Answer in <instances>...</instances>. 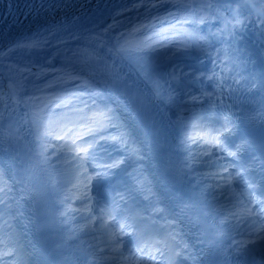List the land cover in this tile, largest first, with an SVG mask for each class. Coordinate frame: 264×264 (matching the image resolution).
<instances>
[{"label":"bare ground","instance_id":"6f19581e","mask_svg":"<svg viewBox=\"0 0 264 264\" xmlns=\"http://www.w3.org/2000/svg\"><path fill=\"white\" fill-rule=\"evenodd\" d=\"M200 3L201 0H108L83 12L75 13L58 24L41 27L0 46V51H4L13 46L14 42L27 43L32 40L40 42L36 48H22L7 58L0 57V97L6 90L11 92L9 89V83L11 82L16 85V98L21 101L28 100V106L20 103L18 107L41 167L55 190L63 213H66L65 219L72 234L75 233L76 227L81 222L96 219V217L94 218L96 212L94 194L103 182H110L123 188L124 191L121 194L124 198L126 195H131L132 198L146 199L149 208H152L155 203L149 195L145 197L143 193L134 190L136 180L133 176V170L126 165L111 169L108 178L103 182L97 183L93 180L91 183H87V176L94 175L92 170L95 165H100L98 163L100 159H108L112 162L119 160L125 149L120 144L113 143L110 140L100 142L94 152L95 159H89L83 167H80V161L74 159V157H77L76 153L70 150L62 153L54 152V146L49 142L47 143L40 129V124L37 120L35 123L33 122V114L36 113V100L58 95L57 93H62L64 89L68 88L66 83H77L79 80L80 84L87 90H96L100 86V80L95 78L87 68L81 66V63L88 61V54L92 52L93 48L101 42L104 43L106 47L101 51V55L104 57L107 55V47L115 44V37L119 33L130 32L133 26L141 23L153 24L155 25L154 30L162 32V30L170 29L173 24H176V19L190 17L192 13L199 16L201 14L198 11ZM248 11L250 10L245 11V16L248 15ZM118 12L122 14L117 16ZM169 13L172 16H169ZM223 15L231 18V13L228 11H224ZM166 17L167 19H165ZM113 18L118 22L116 27L105 33L103 29L113 23ZM154 18H158L162 22H157V19ZM251 20L252 22L248 23L244 30L238 32L235 39L229 37L227 33L224 34L223 38L209 37L203 50L193 47L190 51L173 55L167 59L161 69L155 72L163 76V79H167L166 74L174 70L177 73H189V76L184 78L187 86L177 89L179 95L176 102L171 105L155 99L151 90L152 85L135 70L136 65L134 62L120 61L131 74L130 78L125 79L127 83L131 87L142 88L154 99L156 108L151 112L160 124H164L179 139L175 149L184 160L193 178L194 186L203 189L205 183L211 185V188L203 189V192L207 203L216 214L223 239L230 245L234 240L247 241L255 239L257 229L262 227L261 221L251 215L239 222L230 215V213L239 212L241 209L248 207H252L254 210L255 205L244 201L232 186L231 181L225 182L220 180L219 176L211 175L220 173L227 177L231 176L232 173V171H229V166L222 161V158L216 156L219 151L215 147L206 146L203 140H198L196 144H192L191 141L183 143L187 133L195 135L196 132L201 131L200 129L189 128L188 125L191 123L184 121L183 116L193 105L198 103L190 101L185 103L189 100V96H200L201 90L212 85L213 81H208L203 77L211 75L213 71L219 73L222 67L232 69L231 72L225 73L228 76L242 72L246 77L254 79L259 85L261 77L256 64L259 61L261 68L264 69V36L261 35L256 26L257 18L254 12ZM176 27L180 28L181 26L176 24ZM183 27L191 29L192 26L185 24ZM221 27H223V22L214 20L211 25H199L198 31L200 35L206 36L209 31L216 32ZM49 29L55 35H49ZM95 36H99L100 41H93L92 44H89L88 40ZM72 37H79L80 39L77 40ZM129 39L135 43L138 39H142V36L134 35ZM45 40L48 41L47 44L43 43ZM61 41L66 43H61ZM217 49H219V52ZM73 53H76V55L74 56ZM213 59L217 61L218 67H214ZM78 61L80 66L76 64ZM221 61L224 63H221ZM25 69H31V72L21 71ZM82 69L83 71H81ZM67 73H71L73 76L79 75L80 79L77 81L70 80L69 76L66 75ZM201 73L203 77L199 81L193 79ZM38 74L40 75L39 79L37 78ZM59 77H63V81L58 79ZM189 80L192 82L187 83ZM49 84L52 87H48ZM255 90L256 95L260 93L259 86ZM100 91L104 93L101 98L110 103L109 93H106L104 89ZM185 93H188V95H185ZM29 97L37 99L29 100ZM135 129L132 130V138L138 140L142 136ZM111 132L110 135H119L121 129L116 127ZM45 148H47L46 152L44 151ZM209 149H211L210 154L204 156L203 153L209 151ZM85 168L87 169L86 175L84 174ZM224 168L228 169L227 173L223 172ZM0 177L6 182L2 169H0ZM86 183L87 188H85ZM86 196L91 199H85ZM221 221L224 222L221 223ZM4 222L11 225V216L6 217L0 223ZM102 227L106 228L104 225ZM14 235L12 228L6 231V235H0V253L3 252L4 246L10 243L12 238L14 239ZM105 246L103 245L102 248H105ZM128 246L129 241H124L122 251L125 256H128ZM86 252L88 255H93V250L89 248L86 249ZM113 255L112 252H99L98 263L96 264H126L124 260H113ZM0 264L9 263L0 261Z\"/></svg>","mask_w":264,"mask_h":264},{"label":"snow or ice","instance_id":"6c2138e0","mask_svg":"<svg viewBox=\"0 0 264 264\" xmlns=\"http://www.w3.org/2000/svg\"><path fill=\"white\" fill-rule=\"evenodd\" d=\"M260 7H257V0H201L200 7L198 11L201 13L199 16L196 13H192L190 17H181L176 19V24L180 25V28L176 27V24H173L170 29H165L163 32L156 31L155 25L153 24H138L132 27L130 32L127 33H119L115 37V44L110 47H107V55L113 58V63L108 64L107 60L101 55V51L106 47L104 43H99L97 47L93 48L92 52L88 54V61L96 60L102 61L105 67V75L106 79L104 81L105 87L109 84L115 86L117 84L122 85L125 89H130L131 85L127 83V81L121 76L120 70L117 66V61L128 60L130 63H135L136 71L143 75L149 83L152 85V94L155 99L161 101L162 103L171 105L176 102L177 96L179 92L177 89H181L186 87L187 84L184 80L185 77L189 76V73L180 72L177 73L175 70L171 73H167V79H163V76L155 73L151 65H149L146 61V57L148 54L152 52H156L159 49H167L169 45L179 44L181 45L177 51H188L189 48L195 47L203 50L205 44L209 37L223 38L224 34L233 39L236 38L238 32L244 30L247 27L248 23H251V17L253 12L257 18V28L260 30L262 36H264V0H259ZM155 7V5H153ZM139 7V5H137ZM248 11V15L245 16V11ZM224 11H228L231 13V18L225 17L223 15ZM122 13H117V16ZM169 16H172L169 13ZM157 22H162L158 18ZM167 19V17L165 18ZM222 21L223 27L218 28L216 32L209 31L208 35H200L198 31L199 25L209 24L211 25L212 21ZM117 21L113 18V23L109 24L106 28L103 29L105 33H108L110 30L116 27ZM188 24L191 25V29L184 28L183 25ZM171 32L172 35L168 33ZM49 35H55L50 29L48 30ZM142 36V39H138L135 43L129 39L132 36ZM179 37V39H177ZM73 39L79 40V37H72ZM93 41H100L99 36L93 37L91 40H88L89 44H92ZM39 41L32 40L27 43H16L14 42L13 46L8 47L4 51H0V57L7 58L9 55L13 54L18 49L28 48L33 49L36 48L39 44ZM44 44H47L48 41H43ZM61 43H66L65 41H61ZM219 52V49H217ZM75 56L76 53H73ZM88 61H84L83 63L87 64ZM214 67H218L217 61L213 59L212 61ZM221 63H224L221 61ZM11 70V66H10ZM232 69L227 67L220 68V72L217 73L213 71V73L207 77H203L201 73L198 76H195L193 79L199 81L202 77L208 81H213L215 83L216 89L219 91V95L213 97V93L210 92H202L201 95L207 97L211 100V109H217L224 105V95L225 91L233 92L236 89L229 86L226 90L224 88L225 82L231 78L233 80V84L241 85L242 81L246 83H250V87L247 88L248 91L256 89L258 86L264 88V76L260 78L259 85L254 79L250 77H240V79H236L235 77H229L226 75V72H231ZM21 71L31 72V69H25ZM83 71V69L81 70ZM70 80L77 81L80 79L79 75L73 76L71 73H67ZM239 76V73L236 74ZM37 78H40V75H37ZM61 81H63V77H59ZM189 80L187 83H191ZM175 85V86H174ZM48 87H52L51 84ZM90 87V86H89ZM77 92L68 93L65 97H56V101L66 100L67 102L63 105L64 107H72L73 111H83L84 109H89L90 107H95L96 100H92L91 106L89 103L83 99L85 93L80 91V86L76 85ZM9 89L11 90V98L14 104L24 103L25 106H28V100H19L16 98V85L13 83H9ZM95 95L99 97H103L104 93L97 89L95 91ZM123 93L121 92L119 87H115L114 92L109 96V101L111 104H118L119 100ZM188 95V93H185ZM37 99L35 97H29V100ZM199 102V96H189V100L187 102ZM51 103V101H49ZM79 105H83V108H80ZM53 106H61L59 104H53ZM115 109L105 105L103 110H97L93 117L87 119V121L80 123V128L83 131L72 132V143L69 144L67 140L64 139L65 136L69 134L66 132L64 136L57 135V140H63L64 143L60 145V148L68 147L69 150H72L73 145H75V150L78 153H83V155H78L74 157V159H78L80 161V167H83L85 163L88 162L89 159H95V149L99 145L101 141H111L113 143L120 144L125 150H128L130 154L125 156L122 159L113 161L111 163L95 165L94 167L102 168L104 171H97L92 176H87V183H91L95 180L97 183L105 181L111 169L120 168L122 165H125L128 161L132 160H142L143 156L140 154L139 148L131 147V144L135 143L132 140V130L135 129L136 123L139 119V114L137 113L133 116L131 113L128 116V119L125 124L120 125L123 131L120 132L118 136H106L104 133L108 128H116L117 125L113 123L115 119ZM36 114H33V122H36ZM254 119V118H250ZM73 127H75V122L73 123ZM189 128L200 129L195 133V135L191 133H187L185 135L184 143L191 141L192 144H196L198 140H203L205 145H211V147H215L220 152H227L229 156L236 157L240 150L248 143L247 140H242L240 144L235 145V150H229L223 145L222 137L226 135H231L236 132V127L233 124L232 120L227 116L224 117V122L220 129H212V131H203L207 126L203 124H190ZM71 131V130H70ZM215 133L214 135L212 133ZM51 134V133H48ZM84 137H89L88 140H85ZM79 141V144L76 142ZM4 139L0 138V151H4L3 148ZM210 150L203 153L204 156L210 154ZM47 151V148L44 149ZM224 173L228 172L227 168L223 169ZM84 174H87V169H84ZM212 176H219L220 180L225 182L231 181V176H224L220 173L211 174ZM236 177L243 178V173L241 171H237L235 173ZM133 176L136 180L134 185V190L138 192H151V188L149 187V181L147 178L142 176V173H138L136 169H133ZM162 182L165 185L168 184H178L181 183L180 179L171 173H165L161 177ZM17 183H21V181H17ZM87 183L85 184V188H87ZM248 184L249 188H251V182L245 181ZM222 186V185H218ZM12 191L11 187H9L0 177V215H3L6 208H10L11 205L8 204V201L12 199L9 193ZM21 192L24 191L23 188L20 189ZM85 199H91L90 197H85ZM123 200L124 197L121 196ZM253 204L258 203V201L253 200ZM104 211V210H102ZM153 211L156 213H162L164 210L159 207H154ZM260 213H256L253 211L252 207H248L246 209H241L239 212L230 213L231 216L235 217L237 221L242 222L248 216L251 215H259ZM61 215H66V213H61ZM109 215L111 213L109 212ZM187 221V226L190 230L193 231V239L190 241L181 240L177 242V237L181 235L183 229L178 230V223L184 224ZM224 221H221L223 223ZM165 225L169 229L167 234L160 239H153L150 241H140L137 243L136 249H129V256H125L122 251V245L124 244L123 240L118 239L119 236H127L129 232L124 231L125 227L131 228V225L120 226V232L114 233L110 236V251L114 254L112 256L113 260H124L127 261L128 264H157L158 257L166 258L167 264H199V259L201 252L205 247L213 249V260L212 264H231V258L235 257H243L248 258L252 257L255 259V253L257 249L260 250V259L258 264H264V227L257 229L255 233V239H249L247 241H233L229 246V249H223L217 247L213 239L209 238L207 228L201 222V213L196 210L195 202H182L178 209H173L170 218L165 220ZM198 229V230H196ZM83 230V229H81ZM251 235V233H250ZM140 253V255H137ZM11 255L12 253H7ZM147 257V259H145Z\"/></svg>","mask_w":264,"mask_h":264},{"label":"rangeland","instance_id":"374dc122","mask_svg":"<svg viewBox=\"0 0 264 264\" xmlns=\"http://www.w3.org/2000/svg\"><path fill=\"white\" fill-rule=\"evenodd\" d=\"M261 5L259 4V0H257V7H260ZM169 35H172L171 32L168 33ZM177 39H179V37H177ZM181 45L179 44H172V45H169V47L167 49H159L158 51L156 52H152L150 54L147 55L146 57V61L149 65H151V68L154 72H157L158 70L161 69V67L165 64V62L167 61V59H169L171 56L173 55H176V54H180V53H184V51H177L178 48H180ZM188 51H190V49H188ZM77 66H80L79 64V61L78 63H76ZM82 66V65H81ZM260 80V79H259ZM100 82V86H98L96 89H102V86L104 85L102 81H99ZM66 85H68L66 89H64V91L62 93H57L58 95H51V96H48V97H43L39 100H36L37 104H36V107H35V110H36V117H37V122L41 124V114L42 112L44 111L45 108H52V107H55L57 108L56 109V113L59 114V113H63L68 107H64L63 105L67 102L66 100H62V101H56V97H65L66 94L68 93H74V92H77V88H76V85H79L80 86V91H83L84 93H87L89 92L83 85L80 84V80L77 82V83H66ZM105 88V86H103ZM109 91V90H108ZM113 93V92H112ZM111 94L109 93V96ZM17 97V95H16ZM89 98V96H84L83 99L84 100H89V105L92 104V100L95 99L97 100V98L91 96L90 99H87ZM49 101H51V103H49ZM53 104H59L61 106H53ZM108 106L112 107L115 109V112H116V119H118V117H120L118 111H117V108H116V104H111V103H108ZM64 121L61 120L59 124L62 125ZM123 124V123H122ZM164 125V124H163ZM41 129V127H40ZM41 131L43 132V130L41 129ZM139 132H141V135L142 137H146V134L144 133V131H142V129L140 128L139 129ZM45 135V134H44ZM43 135V136H44ZM59 149L60 148H56L54 147V152H59ZM62 153V152H60ZM141 164L144 163V160H135V162H133L132 160L128 161L125 165L127 167H130L132 169H136L137 171H139L140 173L143 174V177H145V172H144V168L141 166L139 167L138 164ZM146 178V177H145ZM6 183V182H5ZM203 189H209L211 188V185L209 183H205ZM148 194L150 192L146 191ZM9 203V201H8ZM7 215H9V208H6L3 215H0V222L2 220H4ZM90 221H83L81 222L77 227H76V230H75V233L76 234V237L86 246V248H89L90 250H93V255H91V261L96 264L98 263V253L99 252H111L110 251V236L112 235L111 232H104L102 230H99V229H93L91 225H89ZM12 227V226H11ZM10 225H8L7 222H4V223H0V235H6V231L10 230ZM83 229V230H81ZM103 245H106L105 248H102ZM11 249H14L13 248V240L6 244V247H5V250L8 251V250H11ZM8 257H10V260H12L13 262H15L16 259L14 258H11L13 257V254L8 255Z\"/></svg>","mask_w":264,"mask_h":264},{"label":"trees","instance_id":"16d2710c","mask_svg":"<svg viewBox=\"0 0 264 264\" xmlns=\"http://www.w3.org/2000/svg\"><path fill=\"white\" fill-rule=\"evenodd\" d=\"M79 107L80 108H83V105H79ZM53 108L54 107H52V108H45L44 111L41 114V118L40 119H41L42 123L44 125H46V126H49L51 122H54L57 119H59V117L54 113ZM96 109L97 110L98 109L101 110L100 109V105H99L98 102L96 103ZM90 113L91 112L89 111V109H84L83 111H73L71 106H69L67 108V111H66V114L67 115H74L76 117H80L82 115H89V117H93V114L95 112H92L91 114Z\"/></svg>","mask_w":264,"mask_h":264},{"label":"water","instance_id":"95a60500","mask_svg":"<svg viewBox=\"0 0 264 264\" xmlns=\"http://www.w3.org/2000/svg\"><path fill=\"white\" fill-rule=\"evenodd\" d=\"M126 78H127V75H125V79H126ZM96 90H97V89H96ZM96 90H92L91 92L95 94V91H96ZM1 98H2V99L4 98L3 95L0 97V100H2ZM100 98H101V97H100ZM9 106H10V105L7 104L6 106H4V107L2 108V109L4 110V112H8V110H9Z\"/></svg>","mask_w":264,"mask_h":264}]
</instances>
